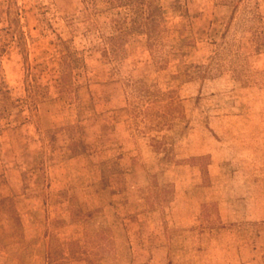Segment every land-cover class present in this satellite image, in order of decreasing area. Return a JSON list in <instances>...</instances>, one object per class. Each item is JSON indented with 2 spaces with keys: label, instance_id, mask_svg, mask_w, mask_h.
<instances>
[{
  "label": "rangeland",
  "instance_id": "obj_1",
  "mask_svg": "<svg viewBox=\"0 0 264 264\" xmlns=\"http://www.w3.org/2000/svg\"><path fill=\"white\" fill-rule=\"evenodd\" d=\"M0 264H264V0H0Z\"/></svg>",
  "mask_w": 264,
  "mask_h": 264
}]
</instances>
